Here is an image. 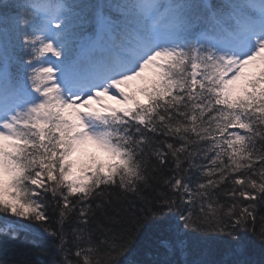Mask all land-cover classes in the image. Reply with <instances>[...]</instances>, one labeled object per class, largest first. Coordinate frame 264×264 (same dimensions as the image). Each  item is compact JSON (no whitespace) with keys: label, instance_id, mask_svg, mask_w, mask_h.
I'll return each mask as SVG.
<instances>
[{"label":"snow or ice","instance_id":"obj_1","mask_svg":"<svg viewBox=\"0 0 264 264\" xmlns=\"http://www.w3.org/2000/svg\"><path fill=\"white\" fill-rule=\"evenodd\" d=\"M258 207L264 0H0V264H264Z\"/></svg>","mask_w":264,"mask_h":264},{"label":"trees","instance_id":"obj_2","mask_svg":"<svg viewBox=\"0 0 264 264\" xmlns=\"http://www.w3.org/2000/svg\"><path fill=\"white\" fill-rule=\"evenodd\" d=\"M131 199V197L129 198ZM258 212L260 215H264V207H258ZM32 239L29 236L27 239L21 235L20 240L14 245L15 251L20 259H26L31 261V264H35L37 258L43 262V264H51L52 254L40 255L39 250L31 246L29 241ZM44 246L47 247V242H43ZM149 245V237L147 235L141 236L137 243L133 246L129 254L124 258V264H143L144 261L151 259L147 254V247ZM26 254V255H25ZM251 258L254 260H259L261 257V250L259 243L257 242L252 250ZM210 258H213L209 256Z\"/></svg>","mask_w":264,"mask_h":264},{"label":"rangeland","instance_id":"obj_3","mask_svg":"<svg viewBox=\"0 0 264 264\" xmlns=\"http://www.w3.org/2000/svg\"><path fill=\"white\" fill-rule=\"evenodd\" d=\"M90 151H94V149H90Z\"/></svg>","mask_w":264,"mask_h":264},{"label":"bare ground","instance_id":"obj_4","mask_svg":"<svg viewBox=\"0 0 264 264\" xmlns=\"http://www.w3.org/2000/svg\"><path fill=\"white\" fill-rule=\"evenodd\" d=\"M209 259H212V258H210V257H208Z\"/></svg>","mask_w":264,"mask_h":264}]
</instances>
